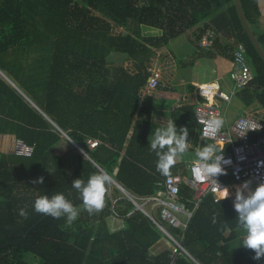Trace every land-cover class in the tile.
<instances>
[{"label": "trees", "instance_id": "trees-1", "mask_svg": "<svg viewBox=\"0 0 264 264\" xmlns=\"http://www.w3.org/2000/svg\"><path fill=\"white\" fill-rule=\"evenodd\" d=\"M262 18L259 0H0V63L16 48L51 49L43 111L58 128L30 108L0 77L9 89L6 97L17 98L27 113L42 120L41 125L29 121L31 129L17 134L34 146L32 156L0 150V264H33L29 256L37 258L38 264H197L185 253L175 255L173 245L151 252L159 242L173 244L172 240L115 189L113 182L107 185L103 210L89 215L82 209L72 181L81 178L86 183L92 174L107 172L137 199L155 196L158 184L166 179L156 170L158 157L149 148V136L161 127L152 122L159 104H169L178 131L187 127L188 141L197 134L198 144L201 130L194 85L185 90L180 85L159 83L144 94L150 72L146 60L141 59L155 47H171L187 36L194 47L189 63L182 61L180 68H194L199 60L208 59L220 77L231 75L236 46L243 44L254 77L237 92V98L245 108L256 103L264 108ZM132 22L140 30L153 29L159 35L117 32ZM210 30L215 38L206 49L200 43ZM114 55L140 60L135 65L137 72L116 67L111 61ZM186 92L193 95L189 102ZM37 127L49 132H33ZM63 133L89 156L78 154L72 175L64 158L51 153ZM90 139L98 141L96 148L91 149ZM185 169L183 164L173 166L171 174L184 173ZM41 176L43 184L32 183ZM55 193H63L81 208L71 227H65V217L54 219L34 210L38 197ZM192 193L183 186V199L191 200ZM234 199L217 203L209 196L189 224L183 244L202 264H264V257L253 259V250L232 251V241L245 234L237 227ZM25 207L27 218L19 215ZM110 217L123 221L125 227L112 231ZM155 218L161 221L158 213ZM169 229L176 237L182 233Z\"/></svg>", "mask_w": 264, "mask_h": 264}, {"label": "built area", "instance_id": "built-area-1", "mask_svg": "<svg viewBox=\"0 0 264 264\" xmlns=\"http://www.w3.org/2000/svg\"><path fill=\"white\" fill-rule=\"evenodd\" d=\"M215 38L214 31H207L200 45L210 49ZM235 69L231 73L232 84L235 93L245 87L254 77L253 68L246 58V48L239 43L235 50ZM150 75L146 92H152L161 83L163 73L156 68L149 69ZM204 93V94H203ZM198 105L196 108V118L201 130L200 140H210L220 147L217 155H222L230 159L231 163L223 165L226 174L217 177L221 188L242 185L246 180H255L257 184L264 183V108L247 112L237 117L232 123L227 124L223 117L222 105L231 103L232 97L216 82L200 85L199 93L196 95ZM201 98L205 100L202 101ZM215 119H222L223 126L213 134L212 122ZM251 128H257L252 130ZM207 133V135H205ZM91 149L98 146V141L88 140ZM226 148H229L226 150ZM200 149V148H199ZM34 151V146H30L18 140L15 146V153L20 156L30 157ZM199 167L198 160L190 163L188 172L177 175L171 174L158 184L159 190L153 197L137 199L121 188V191L137 208L148 216L169 239L172 240V251L175 255L185 253L197 264H202L183 244L185 233L189 227L195 213L200 210L203 202L209 196L217 195L213 191V184L210 178L197 180L194 169ZM202 174V173H201ZM226 180H233L232 185H225ZM188 186L192 191L191 200L182 197L183 186ZM190 204L192 208H189ZM151 206V211L148 207ZM155 213L161 217V221L155 218ZM116 215V213H115ZM182 231L179 237L174 236L169 227ZM245 236V234H244Z\"/></svg>", "mask_w": 264, "mask_h": 264}, {"label": "clouds", "instance_id": "clouds-1", "mask_svg": "<svg viewBox=\"0 0 264 264\" xmlns=\"http://www.w3.org/2000/svg\"><path fill=\"white\" fill-rule=\"evenodd\" d=\"M223 123L222 119H215L212 122L213 134L223 126ZM251 129L257 130V128ZM188 134L187 127H181L178 131L175 122L169 121L166 126L156 127L149 136V148L158 157L156 170L161 175L170 176L172 167L187 153ZM221 151L222 155H217L216 145L209 144L195 153L199 164V167L194 169L195 178L202 180L207 177L212 180L213 191L218 197L217 203L229 196L228 188H221L217 181L219 175L226 174V168L223 165L231 163L230 159H225L223 156L224 148ZM260 163L264 164V161ZM111 182L112 177L107 172L92 174L86 183L81 178L72 181V187L79 193L82 200V209L89 215L98 214L103 210L107 185H110ZM32 183L43 184L44 177H38ZM234 209L238 213L237 227L242 228L245 232L241 246L253 250L255 252L253 259L260 260L264 257V183L258 184L254 190L251 188V181H244L242 185L238 186L235 193ZM34 210L36 213L51 216L54 219L65 217V227H71L81 212V208L74 206L63 193L38 197L34 202ZM19 215L24 218L28 217L26 207L19 210ZM216 222L214 216L212 223Z\"/></svg>", "mask_w": 264, "mask_h": 264}, {"label": "crops", "instance_id": "crops-1", "mask_svg": "<svg viewBox=\"0 0 264 264\" xmlns=\"http://www.w3.org/2000/svg\"><path fill=\"white\" fill-rule=\"evenodd\" d=\"M260 8L262 11V23L264 24V0H259ZM193 33V32H192ZM191 38H189V43ZM194 47V45H193ZM193 50V49H192ZM51 49L50 48H33V47H21L11 50L8 54L3 56L0 63V77L7 84L12 86L17 90V92L24 98V101L30 108L38 111L45 120L51 123L54 127L57 128V125L52 121V119L43 111L44 105V87L48 80L50 62H51ZM30 55V57L28 56ZM190 57V53H189ZM190 71L194 72V75L190 76L188 74V81H186L187 74L182 77L185 80V84H176L180 85L185 90H188L189 86L193 85L191 83V78L194 76V81L198 85H203L211 82H218L221 87L225 90L226 93L231 95L232 100L228 105H222V113L227 124L232 123L240 115H244L247 112H254L255 110L261 109V105L256 103L250 107H244L242 102L237 98V93L232 84L231 75H223L217 77L216 67L211 60L202 59L196 62L194 68H191ZM192 72V73H193ZM196 72V73H195ZM179 75V73H178ZM185 78V79H184ZM190 90V89H189ZM195 90V89H194ZM9 89L5 84L0 80V150H11L12 153L15 151V146L18 140L17 136L19 132L25 131L24 128H30L28 126L29 121L35 122L37 125L42 124V120L33 115L27 113L19 101L13 98L6 97ZM148 92V90H147ZM188 92H186L187 94ZM194 93V92H193ZM195 95V94H194ZM196 100L197 96L195 95ZM198 103V100H197ZM156 114L153 115L152 122L156 125H164L169 121H172L170 117L171 110L163 107L157 106ZM173 122V121H172ZM31 129V128H30ZM34 129V128H32ZM58 129V128H57ZM33 132H49L45 130L44 127H37V130H32ZM193 134L189 139V147L187 153L183 156V159L180 160L176 165H185L186 171L188 172V165L190 163L198 160L195 153L197 150L202 149L201 141L196 140ZM200 140V137H199ZM205 141V140H204ZM56 146V145H55ZM82 149V148H81ZM8 151L4 152L7 153ZM124 223V222H123ZM125 224V223H124ZM125 227V225H124ZM121 227L120 229L124 228ZM119 230V229H117ZM244 235L232 241V251L234 253H240L241 250H244L245 247H242ZM164 250V249H162ZM161 250V251H162ZM159 251V252H161ZM157 252V253H159Z\"/></svg>", "mask_w": 264, "mask_h": 264}, {"label": "rangeland", "instance_id": "rangeland-1", "mask_svg": "<svg viewBox=\"0 0 264 264\" xmlns=\"http://www.w3.org/2000/svg\"><path fill=\"white\" fill-rule=\"evenodd\" d=\"M145 29V30H140L139 25L136 22H132L130 24L129 28H120L117 29V32L119 34H130V33H134V32H138L141 31V35L145 36V37H150V36H158L159 33L153 29ZM116 32V31H115ZM191 41V39H190ZM47 49L50 48L49 46H45ZM193 49V45H191L189 43V40L187 38V36H185L182 39H178L176 40V42H173V44L171 45V47H166L165 45H162L161 47H155L153 48L147 55L143 56V58L141 60H146L147 64H146V68L150 69V68H156L157 70H161V72L163 73V79L161 81V83L168 85V86H176V84H185V80L182 79V77H184L185 74H189L190 76L194 75V72L192 73L190 71L191 67H186L184 69L180 68L181 65H179L182 61L184 63H189L190 61V57H189V53L192 51ZM30 57V55H28ZM116 65V67H120V66H124L126 68H128L130 71L133 72H137L135 70V65H137L140 60H130L129 58L125 57V56H121V55H114L112 57V60ZM113 69H115V67H113ZM114 71V70H113ZM179 73V75H178ZM196 73V72H195ZM186 76V75H185ZM185 79V78H184ZM186 81H188V79L186 78ZM196 81V80H195ZM194 81V76L191 78V83L195 86L194 87V94L197 95L199 93V88L200 85L197 86V83ZM187 84V83H186ZM185 84V85H186ZM145 93H148L144 92ZM194 95V96H195ZM192 94H187L186 98H187V102L191 101L192 98ZM159 106H163L166 107L168 109H170V106L168 103L165 104H159ZM153 121V120H152ZM159 126H164V125H159ZM63 139L52 148L51 153L62 156L66 162L67 168H69V172L72 174H74L75 170H76V161H77V156L78 154H83V149H80L81 147L79 145H77V143L75 144L73 141H71L69 138H67L65 135L62 136ZM196 140L194 141L197 144V139L198 137L195 136ZM194 140V138H191ZM190 139V141H191ZM201 141V147L203 148L205 145H209V144H215L216 147L218 148V144H216L213 141H208V140H199ZM199 145V144H198ZM80 147V148H79ZM4 152L8 151L7 153H12L11 150H3ZM189 166V165H188ZM246 181H251V188L254 190L258 184L257 181L251 179V180H246ZM233 184V180H226L225 185H232ZM115 189L116 186L112 185ZM240 185H236L233 187H229V196L227 198H233L235 197V193H236V189L237 187ZM247 194V193H246ZM148 210L151 211V206L148 207ZM154 214H156L154 212ZM108 225L109 228L114 231L117 229H120L121 227H124V223L123 221L117 220L114 217H110L108 218ZM167 227H170L166 224ZM172 246L171 243H167L165 241L159 242L157 244V246H154L152 251L153 253H157L159 251H161L162 249H165L169 246ZM28 260L30 263L33 264H38L39 260L37 258H34L32 256L28 257ZM200 261V260H199ZM201 262V261H200Z\"/></svg>", "mask_w": 264, "mask_h": 264}, {"label": "water", "instance_id": "water-1", "mask_svg": "<svg viewBox=\"0 0 264 264\" xmlns=\"http://www.w3.org/2000/svg\"><path fill=\"white\" fill-rule=\"evenodd\" d=\"M261 52L262 53H264L263 52V50L261 49ZM63 135H65L67 138H69L71 141H73L72 140V138H70V136L69 135H67V134H65V133H63ZM74 142V141H73ZM75 144H76V142H74ZM78 145V144H77ZM80 148V147H79ZM81 149V148H80ZM83 151V154L89 159V156L85 153V151L84 150H82ZM102 170V169H101ZM103 171V170H102ZM112 182H113V184L119 189V190H121V187L117 184V182L115 181V180H113L112 179Z\"/></svg>", "mask_w": 264, "mask_h": 264}, {"label": "bare ground", "instance_id": "bare-ground-1", "mask_svg": "<svg viewBox=\"0 0 264 264\" xmlns=\"http://www.w3.org/2000/svg\"><path fill=\"white\" fill-rule=\"evenodd\" d=\"M228 189H229V187H228Z\"/></svg>", "mask_w": 264, "mask_h": 264}]
</instances>
